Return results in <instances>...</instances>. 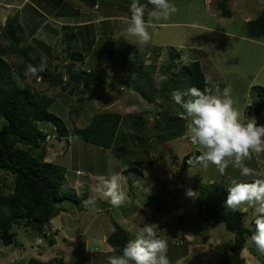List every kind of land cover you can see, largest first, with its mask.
I'll return each mask as SVG.
<instances>
[{
  "label": "rangeland",
  "instance_id": "rangeland-1",
  "mask_svg": "<svg viewBox=\"0 0 264 264\" xmlns=\"http://www.w3.org/2000/svg\"><path fill=\"white\" fill-rule=\"evenodd\" d=\"M60 1L69 10L76 8L77 18L84 17V20L58 14L62 8L55 0H0V25L5 26L8 16L20 13L21 46H32L29 56L63 83L54 87L44 82L42 75H26L28 67L20 69L22 80L18 75V81L54 98L51 111L65 121L70 131L75 126L85 127L101 112H116L131 116V119L142 115L148 125L144 128L145 133L139 136H146V147L134 143L137 132L130 127L131 119L123 128L132 136L129 153H120V156L72 137L59 141L53 127L41 125L44 132L50 134L47 161L67 169L62 191L75 192L83 198V204L80 207L65 203L60 213L61 228L58 231L56 216L50 224L54 228L48 226L49 229H45L47 237L32 229L15 226L12 230L16 235L14 243L6 246L0 239V264H108V257L114 255L107 244L108 236L120 227L131 240L135 239L145 223L157 225V237L167 240L170 264L221 263L230 254L235 236L225 226L208 228L199 217L195 201L202 188H214L216 184L227 191L232 179L249 182L264 177L243 176L233 163H229L223 175L211 163L207 167L197 164L183 169L188 154L203 152L187 136L154 146V138L160 132L154 129L153 121L161 109L158 108L152 117L156 107L136 91V73L156 64L157 71L150 74V82L157 85L156 80L163 75L164 66L167 71L166 65L173 64L178 72L191 61H199L214 86L213 95L223 98V90L230 89L233 106L241 112L242 122L256 118L250 107L261 99L257 96L259 92H252V88L264 87V38L247 37L246 26L264 12V1L228 0L231 16L226 18L222 17L218 6L223 0H171L169 2L177 10L167 19H153L155 27L148 28L151 39L147 44H139L135 37L127 34L132 0H98L99 8L93 9L80 0ZM150 11L144 13L146 22ZM89 23L97 27L94 32L99 41L87 51L89 44L85 43L83 47L72 31ZM2 33L3 29L0 47L8 49L11 45ZM66 35L72 38L68 39ZM65 42L72 46L68 47ZM71 50L83 53L85 60H71L68 54ZM172 50H176L173 59L168 52ZM5 59L16 69L24 61L11 54ZM69 65H72V72L97 70L104 83L93 84L85 95L81 90H73L74 94H70L67 88L64 89L69 79ZM168 104L176 107L172 98ZM4 123L0 114V129ZM261 125H264V112ZM122 151H126L125 147ZM243 165L256 173L264 172V152L252 153ZM77 171L84 175H77ZM116 173L120 175L121 190L127 196L120 207L111 205L103 195L100 183L101 178ZM11 182L12 174L0 170L1 187ZM188 189L196 195H186ZM89 200L94 204L86 207L85 201ZM239 209L246 213L245 225L251 228L253 210L246 206ZM242 255L245 264H263L260 259L264 253L250 240Z\"/></svg>",
  "mask_w": 264,
  "mask_h": 264
},
{
  "label": "trees",
  "instance_id": "trees-1",
  "mask_svg": "<svg viewBox=\"0 0 264 264\" xmlns=\"http://www.w3.org/2000/svg\"><path fill=\"white\" fill-rule=\"evenodd\" d=\"M55 1L62 8L58 14L71 17L72 13L74 17L79 16V12L75 9L69 10L67 5H61L60 0ZM81 1L89 8H95L98 4V0ZM139 2L146 6L145 11L152 10V5L148 3V0H139ZM227 2L228 0H223L218 6L222 17L229 18L231 12L227 9ZM34 9L37 10L36 7ZM20 16L21 14L18 13L10 15L6 19L2 34L11 46L8 49H1L0 47V114L5 119V123L0 129V170L11 173L13 177V182L8 186L1 187L0 185V239L6 246L15 241L16 235L12 232L15 226L32 229L47 237L45 236V229L51 228L52 220L64 210L65 203H74L80 207L83 204V198L75 192L62 191L67 169L47 161L50 134L44 132L41 125L53 127L58 133L57 139L59 141L63 138L72 137L87 144L112 150L119 156L120 153H129V141L132 139V136L123 130L131 116L126 117L116 112L96 114L85 127L75 126L70 131L65 121L51 111L54 98L32 90L29 86H24L18 81V75L22 80L20 69L23 70L29 65L39 68L38 60L29 56L33 47L30 45L21 46L23 43V26L20 22ZM246 27L247 37L255 40L263 39L264 12L256 20L248 22ZM95 28L96 26L93 24H86L72 31L75 32L73 36L76 37V41H81L83 47L85 43L89 44L87 51L99 41L94 32ZM66 38L71 39L72 36L66 35ZM65 44L68 47L72 46L69 42H65ZM168 52L173 59V50ZM10 54L18 55L24 59L22 65L17 66L18 69L5 59V56ZM68 54L74 62L85 60L82 57L84 54L77 50H71ZM127 59L128 57L125 58V60ZM72 65L67 67L69 79L64 86V89L67 88L70 94H74L73 90H81L85 95L91 91L93 84L100 86L104 83L97 70L93 69L90 72L81 73L72 72ZM164 67L162 73L167 75L168 79L162 82L160 86L150 82V74H156V64L146 66L145 70L136 73L138 76L136 91L150 104L157 105V97L161 101L158 104L161 111L158 113V118L153 121L154 129L160 132L154 138V146L170 139L183 138L186 135V122L181 117L183 109L177 104L175 106L178 108L168 104L169 99H171L170 94L174 90L184 92L195 86L200 90L209 87L212 89V94L214 92V86L203 72L199 61H191L178 72L174 70L173 64L166 65L167 71ZM41 75L44 82H49L54 87L62 84L58 76H53L46 69H43L36 76ZM255 90L259 92L257 96L261 99L257 102L258 104L256 103L250 108L251 113L256 117L257 124L261 125L264 112V87L255 86L252 88V92ZM131 120L133 124L130 127L135 133L137 132V137L133 140L134 143L146 147V136H139V134L145 133L146 129L144 128L148 122L142 115L134 116ZM123 147L126 151H122ZM201 154L200 151L188 154L182 168L187 169L199 164L195 158ZM190 160L192 161L191 164L189 163ZM213 187L202 188L195 201L199 217L208 228L216 229L225 226L226 230L235 236L230 254L226 255L219 264H245L242 253L250 240V236L255 231L253 218L251 219V228H248L245 225L246 213L241 209L233 211L224 206L228 192L216 184ZM48 226L50 227L47 228ZM129 240H131L129 234L119 227L108 236L107 244L112 247L114 255H121ZM260 260L264 264V256Z\"/></svg>",
  "mask_w": 264,
  "mask_h": 264
},
{
  "label": "clouds",
  "instance_id": "clouds-1",
  "mask_svg": "<svg viewBox=\"0 0 264 264\" xmlns=\"http://www.w3.org/2000/svg\"><path fill=\"white\" fill-rule=\"evenodd\" d=\"M66 3H69V0H66ZM148 3L152 5V10H148L150 12L147 22L144 19V13L148 12L145 11L146 6L140 4L139 0H132L130 5L131 17L127 34L135 37L139 44H147L151 39L148 28L155 27L153 19H167L177 10L169 0H148ZM95 8H99V3ZM71 15L74 17L72 13ZM75 19L84 20V17H75ZM41 71L43 64L39 68L29 65L26 75H38ZM167 79V75H160L156 80L157 86ZM170 95L175 104L183 109L181 116L187 120L185 136L192 144L203 149L202 154L195 158L197 163L203 167L211 163L221 175L225 173L229 163H233L234 167L241 170L243 176L264 177V172L256 173L243 165V161L246 158L250 159L252 153L264 152V125H258L256 118L248 120L247 123L242 122L241 112L233 106L230 89L223 90V98L213 95L209 87L200 90L195 86L184 92L174 90ZM160 102L157 97L156 103ZM189 163L191 164L192 161L190 160ZM76 174L84 175L81 171H77ZM100 183L103 195L108 198L112 206L120 207L125 202L127 196L121 190L119 173L101 178ZM227 192L224 206L233 211L241 206L253 210L255 231L250 236V241L258 251L264 253V178L255 179L253 182L232 179ZM186 195L194 197L196 194L188 189ZM92 204H94L92 200L85 201L86 207ZM156 229L157 225L145 223L135 239L127 242L121 255L108 257V264H170L167 257L168 242L157 237Z\"/></svg>",
  "mask_w": 264,
  "mask_h": 264
},
{
  "label": "crops",
  "instance_id": "crops-1",
  "mask_svg": "<svg viewBox=\"0 0 264 264\" xmlns=\"http://www.w3.org/2000/svg\"><path fill=\"white\" fill-rule=\"evenodd\" d=\"M100 21H101V20H100ZM96 28H97V27H96ZM96 28H95V29H96ZM58 219H59V222L56 223V225H58V228H57V229H58V231H59V229L61 228V227H60V226H61V222H60L61 217H60V215L58 216ZM59 225H60V226H59ZM51 227H52V229H53V228H54V225H52ZM109 249H110V251H111L112 248L109 247ZM179 262H180V261H178L177 263H179ZM175 264H176V263H175Z\"/></svg>",
  "mask_w": 264,
  "mask_h": 264
},
{
  "label": "water",
  "instance_id": "water-1",
  "mask_svg": "<svg viewBox=\"0 0 264 264\" xmlns=\"http://www.w3.org/2000/svg\"><path fill=\"white\" fill-rule=\"evenodd\" d=\"M2 29H3V26L0 25V31H2ZM158 108H159V106L157 105L156 108H155V111L152 114L153 117H155V115H156V113L158 111Z\"/></svg>",
  "mask_w": 264,
  "mask_h": 264
}]
</instances>
